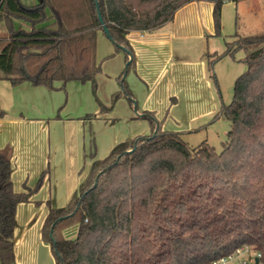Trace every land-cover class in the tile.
I'll list each match as a JSON object with an SVG mask.
<instances>
[{
  "label": "trees",
  "instance_id": "trees-1",
  "mask_svg": "<svg viewBox=\"0 0 264 264\" xmlns=\"http://www.w3.org/2000/svg\"><path fill=\"white\" fill-rule=\"evenodd\" d=\"M226 1L239 0H38L32 6L0 0V24L8 33L0 80L52 91L58 82L60 89L70 82L95 88L104 24L126 64L132 56L120 81L134 107L125 80L135 63L128 34L156 32L184 6L209 2L214 35L220 36ZM239 51L247 70L221 111L231 124L223 150L207 142L192 147L145 111L139 118L149 122L150 134L94 159L68 204L50 209L42 237L56 264H212L242 247L264 261V34L227 42L224 53L206 57L213 68ZM12 174L11 153L0 148V264H17V209L33 191L17 192ZM72 225H78L75 238H64Z\"/></svg>",
  "mask_w": 264,
  "mask_h": 264
},
{
  "label": "rangeland",
  "instance_id": "rangeland-1",
  "mask_svg": "<svg viewBox=\"0 0 264 264\" xmlns=\"http://www.w3.org/2000/svg\"><path fill=\"white\" fill-rule=\"evenodd\" d=\"M21 2L32 6L38 0H21ZM221 24L220 36L207 34L208 28L205 27L207 53L222 54L226 51L227 42L264 34V0L226 1L222 7ZM7 35L6 28L0 24V51L5 45L4 38ZM98 40L102 70L96 77L95 88L91 82L86 84L70 82L63 89L53 90L52 99L61 101V105L55 110H45L48 104L46 102L41 107L42 113L38 114L30 99L22 103L20 98L17 101L10 93L15 89L18 90L17 87L12 86L9 81L0 80V140L3 136L6 137L7 143L3 148H9L11 152L13 145L16 146L17 162L14 163L13 176L19 180V184L30 182L28 186L33 190V199L39 201L36 203L41 205L43 203L40 201L50 196L56 203H62L68 190L74 192L88 175L94 159H104L117 144L132 140L136 136L143 135L142 131L145 129H150L149 122L136 115L134 107L121 88L120 76L126 68V63L124 62L120 69L114 59L117 55H122L125 61V53L117 51L103 33ZM244 57L245 53L239 51L234 56L224 57L213 68H209L206 59L205 81L208 90L206 88L205 90L210 95L206 96L205 92L201 95L195 89L196 98H191L179 108L181 115L177 118L169 117V121L165 119L170 128L180 133L190 146L197 147L207 142L217 152L223 150V143L231 130V124L221 116V111L232 101L235 82L247 70L242 61ZM135 69L136 59L125 78L131 91L130 81L138 77ZM55 86L62 87L60 84ZM132 93L134 94L133 91ZM48 100L51 102L50 98ZM135 101L137 103L136 96ZM136 107L139 113L138 103ZM21 116L34 119L36 122L23 121L20 119ZM37 118L40 120L45 118L48 126L45 129L46 135L42 145L41 138L37 134L33 140L31 135V133H40L44 126L37 121ZM69 118L72 119L65 121ZM49 130L54 136H51L52 139L48 137ZM64 131L71 133L82 131L84 141L80 150L69 141L64 143L63 138L55 140V136ZM11 138L15 140L13 145H9L12 142ZM34 141L37 142L35 145ZM40 174H43L44 184L38 187L31 181L34 179L33 181L37 182ZM47 180L51 181L50 188L46 186ZM29 209L32 211L34 206L20 208V223L26 224ZM41 221L29 232L30 242L38 233ZM77 229L78 225L66 228L62 232L64 238L74 239ZM47 244L51 249L50 243ZM231 264L239 263L235 260Z\"/></svg>",
  "mask_w": 264,
  "mask_h": 264
},
{
  "label": "crops",
  "instance_id": "crops-1",
  "mask_svg": "<svg viewBox=\"0 0 264 264\" xmlns=\"http://www.w3.org/2000/svg\"><path fill=\"white\" fill-rule=\"evenodd\" d=\"M205 27L208 28L207 34L214 35L213 4L209 2H192L178 10L174 20L167 23L160 30L153 33L133 31L128 34L127 38L135 54V71L138 76L130 81V86L137 98L139 106V113H136L137 116L140 117L145 111L153 112L163 123V129L165 131L176 132L170 128V125L167 124L165 119L167 118V121H169V117L177 118L180 116L181 110L179 108L185 105L191 98H196V90L200 92L201 95L204 94V92L206 96L210 95L208 91H206L208 89L207 82L205 81L207 76L205 69V62L207 59ZM171 31L174 32L171 33ZM101 33L103 32L98 33V37ZM97 57L99 60V40ZM114 60L116 61L117 67L120 69H122L123 63H126V59L124 61L122 55H117ZM56 84L62 85L60 82ZM15 87H17L18 90L15 89L10 91V93L13 94L17 101H19L20 98L22 103L30 99L38 114L42 113L41 107L45 105L46 102L48 104L45 110H55L61 105L59 99L57 101L52 99V90L44 87H34L30 83H23ZM55 87L60 89L59 86ZM48 98L51 99V102ZM131 110L133 109L131 108ZM20 119L28 122H36L34 119L25 118V116H21ZM37 119V121L41 124L43 123L44 126L40 133H31V135L33 140L35 134H37V136L41 138L40 143L42 145L44 136L46 135L45 129L48 126H46L47 121L45 118L41 120L40 118ZM70 119L72 118L66 119L65 121ZM142 132L143 135H149L150 129L147 128ZM47 134L49 138L52 136L50 130ZM31 135H28V137ZM56 138H63L64 143L69 141L71 145H76L78 150H80L84 141L82 131L74 133L64 131L62 134H57L55 140ZM14 141L15 140L12 139L9 145H13ZM35 141L34 145L37 143H35ZM6 143V137L3 136L0 140V148L9 150L11 153L13 165L12 181L16 191L22 192L26 191V189H31L28 186L30 182L19 184V180L13 176L14 163L17 162V150L14 145L12 147V152L9 148H3ZM49 147H52L51 144H49ZM56 149L58 150L57 147ZM42 173H44V171ZM42 177L43 174H40L39 178H37V182H34L33 179L31 183H35L36 186L43 185L44 181L42 182ZM46 182V186L50 188L51 181L47 180ZM74 192H72L71 189L68 190L62 202L63 204L56 203L52 196H50L48 199L41 200L40 202L43 203L41 205L36 203L39 201L33 199L32 196L29 203H24L25 205L20 204L18 206L15 231V257L17 264H56L49 245L42 237V228L50 209L65 207ZM31 205L34 206V209L32 211H30L31 209L27 211V216L29 218L26 224L20 223V208H26ZM40 220H42V224L39 231L36 233L34 240L30 242L29 232L33 229L35 224H39Z\"/></svg>",
  "mask_w": 264,
  "mask_h": 264
},
{
  "label": "built area",
  "instance_id": "built-area-1",
  "mask_svg": "<svg viewBox=\"0 0 264 264\" xmlns=\"http://www.w3.org/2000/svg\"><path fill=\"white\" fill-rule=\"evenodd\" d=\"M262 254L249 247H242L229 256L217 259L212 264H231L238 260L239 264H264Z\"/></svg>",
  "mask_w": 264,
  "mask_h": 264
},
{
  "label": "water",
  "instance_id": "water-1",
  "mask_svg": "<svg viewBox=\"0 0 264 264\" xmlns=\"http://www.w3.org/2000/svg\"><path fill=\"white\" fill-rule=\"evenodd\" d=\"M100 20H101V22H102L101 17H100ZM102 28H103V31H104L105 35L107 36V38L113 43L108 28H107L104 24H102ZM131 60H132V56H130V60H129V62L126 64V67L130 64ZM134 110H135L136 113H137V107H136V104H135V106H134ZM154 135H155V134H154ZM131 152H133V151H130L129 153H131ZM53 228H54V226L52 227V229H51V233H50V237H51V239H53Z\"/></svg>",
  "mask_w": 264,
  "mask_h": 264
}]
</instances>
